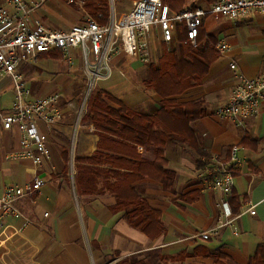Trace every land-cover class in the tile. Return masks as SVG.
<instances>
[{"label":"crops","instance_id":"0c3cea01","mask_svg":"<svg viewBox=\"0 0 264 264\" xmlns=\"http://www.w3.org/2000/svg\"><path fill=\"white\" fill-rule=\"evenodd\" d=\"M134 2L130 1L131 6ZM197 2L186 0L185 5L196 3L200 6L194 7L201 8L207 5L203 1ZM47 3L58 4L67 13H60L61 22L73 24L51 23L45 14ZM47 3L42 8V15L49 26L68 29L80 23L76 7L70 8L59 0ZM201 32L208 41L225 43L228 52L214 60L198 86L171 99L179 104L202 103L200 118L189 127L196 137L194 146L208 155L207 165L198 169V156L185 143L175 142L163 148L137 147L143 160L153 162L162 157L166 161L163 168L174 174L170 190L148 177L132 185L148 207L158 212L161 233L150 238L130 227L124 212H113L115 200L109 194L77 192L75 160L93 154L98 136L92 125L82 123L80 119L77 128L82 131L76 136L74 152L68 153L62 139L69 134L71 122L67 109H63L60 102L62 119L47 131L53 171L49 168L38 171L11 159L10 154L18 148L17 138L13 131L5 132L0 128V191L4 184L23 187L36 175L44 182L37 193L18 202L23 218L0 220V264H118L122 261L137 264H256L254 257L258 246L264 245V107L257 119L245 122L243 130L233 121L216 119L213 112L227 101L234 72L238 71L248 79L264 74V18L256 14L238 20L208 17ZM41 62L51 68L54 64H65L62 57L59 60L40 58ZM231 63L235 64V71L230 70ZM24 68L20 72L26 81ZM141 68L138 61L122 56L114 58L111 78L98 83L97 91L110 95L139 114L155 115L162 106L161 98L149 94L143 85L133 81ZM54 79L62 84L65 76L58 74ZM41 80L36 85L26 81L33 98L58 92L49 74ZM10 88L6 80L0 83L1 108L9 107ZM5 100H8L7 104H4ZM42 131L46 132L43 128ZM231 146L239 147L238 156L245 163L241 173L234 177V193L229 200L235 225L221 226L217 207L221 196L210 188V170L216 161H227L226 150ZM32 204L39 210L34 211ZM252 206L254 216L246 212ZM44 213L48 215L46 218H43ZM25 220L28 223L23 225ZM214 229L206 240L199 235Z\"/></svg>","mask_w":264,"mask_h":264},{"label":"built area","instance_id":"2783aa9c","mask_svg":"<svg viewBox=\"0 0 264 264\" xmlns=\"http://www.w3.org/2000/svg\"><path fill=\"white\" fill-rule=\"evenodd\" d=\"M49 1L0 0V83L9 80L12 92L9 107H0V128L13 131L18 141L17 150L9 157L38 171L54 170L47 131L62 119L61 94L54 92L33 98L20 72L22 67L34 65L44 53L56 51L68 66L79 55L95 82L106 81L112 76L114 58L118 56L144 65L153 64L157 38L161 50L172 53L177 32L183 30L189 44L195 46L199 30L208 17L238 20L256 14L264 18V0H213L207 8L186 7L179 11H172L161 0H137L117 19L110 12L108 24L101 26L85 11L86 0H59L70 8L76 7L80 14L79 24L64 29L45 22L42 8ZM214 48L221 57L228 52V46L222 42H216ZM229 68L236 70L234 63ZM262 107L264 74L248 79L237 71L227 101L215 109L213 116L233 121L243 130L248 119L258 118ZM239 150L238 146L228 147L227 161H216L210 170V188L221 196L217 204L221 226L235 225L229 200L234 193V177L241 173L245 163L238 156ZM43 185L37 175L23 187L4 184L0 191V220L23 218L18 202L37 193ZM32 207L34 211L39 210L36 205ZM246 212L254 216V206ZM47 216L43 214V218ZM27 223L25 220L23 225ZM214 232L215 229L199 235L206 240Z\"/></svg>","mask_w":264,"mask_h":264},{"label":"trees","instance_id":"16d2710c","mask_svg":"<svg viewBox=\"0 0 264 264\" xmlns=\"http://www.w3.org/2000/svg\"><path fill=\"white\" fill-rule=\"evenodd\" d=\"M161 1L173 11H179L186 2ZM84 9L101 26L108 24V0H86ZM176 37L178 49L172 53L163 52L158 65L149 66L150 78L143 82L145 89L161 98L160 110L152 116L142 115L110 95L96 91L89 97L86 113L81 118L82 123L92 125L98 136L96 150L89 157L75 160L77 192L83 195H111L115 200L113 212H124L129 226L150 238H156L162 231L159 214L148 207L132 185L148 177L170 190L174 174L163 168L166 161L162 157L153 162L143 160L137 153V147L163 148L181 142L198 156V169L205 168L208 162V155L194 146L196 137L189 127L190 123L200 118L202 103L179 104L171 97L201 83L209 66L219 56L214 48L216 42L211 40L208 44L201 28L195 46L189 44L183 30H178ZM40 58L59 60L61 54L44 53ZM254 261L264 264L263 244L258 246ZM118 264L137 263L122 261Z\"/></svg>","mask_w":264,"mask_h":264},{"label":"rangeland","instance_id":"374dc122","mask_svg":"<svg viewBox=\"0 0 264 264\" xmlns=\"http://www.w3.org/2000/svg\"><path fill=\"white\" fill-rule=\"evenodd\" d=\"M130 1L131 0H117V1L108 0L109 12H112L115 19L119 18L120 16H122L123 14L127 13L130 10V6H131ZM197 1H198L197 3H201V1L206 2L207 3V5H205L206 8L209 7L211 3L213 2V0H197ZM125 5H126L125 10L122 11L121 8H123ZM193 5L200 6L199 4H196V3ZM186 7L191 8L190 5L183 6V8H186ZM60 13L67 15V13L65 11H62L60 6L56 3L54 4L49 3L45 7V14L47 15L51 23L53 24L59 23L64 26L73 24V23H70L69 21L61 22V18H59L61 16ZM66 19L69 20L68 18ZM155 42L157 44V52H156V58L154 59L153 64H151L153 66L158 65V60L163 54V50H161L162 48L159 45L158 38L156 39ZM208 44H210V41H208ZM178 47H179V43L176 39L173 45V50L176 51ZM76 55H78L77 52H76ZM122 57L127 58L133 62H136V60H133L129 57H124V56ZM39 62H40V59L34 65L25 66L24 68L25 79L29 85L31 84L36 85L37 83H40V81H42L41 79H43L46 76V74H49V77L55 83V87H56L55 90L63 94L62 98H60L61 107L63 109H67L68 111L67 117L69 118L68 121L71 122V129L69 131V134L66 137H63L62 141L68 153L72 154L75 150L76 136L78 133L82 131V128L78 130L77 124L79 123V120L81 119V117H83V115L86 113V105H87V101L89 97H91L93 93L99 90L98 83H100L101 81L95 82L93 80L91 75H89L84 63L82 62V60H80L79 55L77 59L75 60V62H73L69 66L67 64H63L61 66L59 64H54V65L52 64L53 68H51L50 66H47L45 62H41V63ZM149 66L150 65L141 64L142 68L138 72V75H137L138 77L137 79L135 78V80H133L135 84L138 83V84L143 85L144 81L149 80L150 78ZM42 73L44 74L42 75ZM62 73L65 76V81L62 84H60L57 81H55L54 77ZM6 81L9 85L10 83L9 80L6 79ZM62 89H65L66 91L63 93ZM147 91L148 93L150 92L151 95L152 93H154L151 90H147ZM10 94H11V91H9V94L7 95L8 99H9ZM7 102L8 100H5L4 104H7Z\"/></svg>","mask_w":264,"mask_h":264}]
</instances>
